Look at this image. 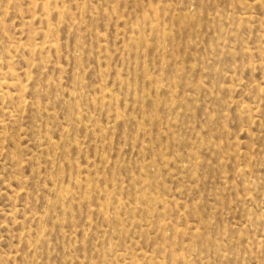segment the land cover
<instances>
[{
    "label": "rangeland",
    "instance_id": "rangeland-1",
    "mask_svg": "<svg viewBox=\"0 0 264 264\" xmlns=\"http://www.w3.org/2000/svg\"><path fill=\"white\" fill-rule=\"evenodd\" d=\"M0 264H264V0H0Z\"/></svg>",
    "mask_w": 264,
    "mask_h": 264
}]
</instances>
